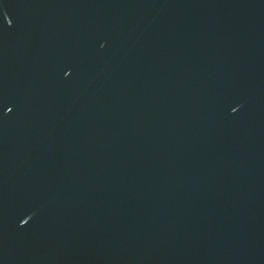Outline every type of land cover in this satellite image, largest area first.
<instances>
[{"label": "water", "instance_id": "95a60500", "mask_svg": "<svg viewBox=\"0 0 264 264\" xmlns=\"http://www.w3.org/2000/svg\"><path fill=\"white\" fill-rule=\"evenodd\" d=\"M0 264H264V0H0Z\"/></svg>", "mask_w": 264, "mask_h": 264}]
</instances>
